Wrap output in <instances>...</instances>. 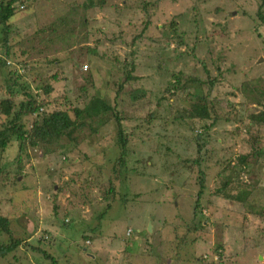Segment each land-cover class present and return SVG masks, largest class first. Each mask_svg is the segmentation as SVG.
Wrapping results in <instances>:
<instances>
[{
    "label": "rangeland",
    "instance_id": "rangeland-1",
    "mask_svg": "<svg viewBox=\"0 0 264 264\" xmlns=\"http://www.w3.org/2000/svg\"><path fill=\"white\" fill-rule=\"evenodd\" d=\"M25 1V8L0 26V41L6 37L15 52H25L17 57L20 63L10 59L0 68V99L11 90L20 94L26 83L37 101L46 102L42 110L69 112L97 93L116 105L122 84L117 110L134 134L124 147V169L116 163L122 151L115 145L114 121L96 135L80 131V144L68 160L27 148L21 175L13 161L16 146L0 149V216L10 219L13 235L25 238L0 264H264V156L255 175L215 180L229 161L252 152L251 139L264 150V126L249 125L248 119L264 109V100L261 106L245 104L242 91L259 81L264 95V23L257 15L262 1L104 0L97 5L100 0H93L97 3L88 9L82 8L87 0ZM77 6L74 32L62 45L42 47L37 38L42 30ZM68 21L56 26L57 34L69 30ZM171 21L185 34L183 45L156 41ZM144 28L145 38L132 43ZM130 64L137 79L124 83ZM13 70L22 76L19 83ZM172 72L214 81L212 89L202 88L219 111L209 131L203 127L211 121L186 122L194 130L171 123L192 100L186 92L170 105H157ZM86 73L93 87L84 82ZM47 84L48 97L41 90ZM22 99L15 96L16 106ZM150 114L159 119L148 127L142 119ZM34 119L24 121L25 127ZM6 123L0 109V130ZM200 132L207 152L202 151L204 192L195 211L201 174L193 165L198 155L192 136ZM6 241L0 230V242Z\"/></svg>",
    "mask_w": 264,
    "mask_h": 264
},
{
    "label": "trees",
    "instance_id": "trees-1",
    "mask_svg": "<svg viewBox=\"0 0 264 264\" xmlns=\"http://www.w3.org/2000/svg\"><path fill=\"white\" fill-rule=\"evenodd\" d=\"M0 0V26H6L8 21L20 12V8H25V0ZM104 0H100L97 5H102ZM258 6V16L259 20L264 23V15H262V9L264 6V0ZM97 3V2H96ZM93 0H87V4H81L83 9L91 8L96 4ZM69 8V11L63 15L58 17L54 22L48 25L47 29L42 30V33L37 38L40 40L42 47H46L51 44L62 45L63 39L68 37L71 33H73L74 25L77 21V16L79 15V6ZM144 13H146V8L143 9ZM55 19V18H54ZM68 21L69 30L61 33H56V26H61L66 20ZM81 20L82 27H86L87 19L82 16ZM76 27V26H75ZM146 27V26H145ZM9 33V30L5 31V35ZM160 35L156 40L158 43H164V45L172 44V42H178L177 46L183 45L184 42V33H179L177 29V22L171 21L169 26L163 25V27L159 30ZM145 28L140 32L137 36L134 37L132 43L136 40L145 38ZM88 35V34H87ZM154 45V44H153ZM0 68H6V63L8 60L13 59L15 64L20 63L17 59L18 55L24 57L25 52L19 51V53L15 52L14 46L9 45L7 42V38L4 37L0 41ZM24 47V45H18V47ZM41 49V48H40ZM39 49V51H40ZM187 55L188 53L185 52ZM168 61V60H167ZM123 68H126L127 63H122ZM8 67V66H7ZM88 67V66H87ZM167 68V67H166ZM134 69V65L130 64V70L124 72V83H127L130 80H136L135 76L131 75V71ZM11 75L15 76V84L20 82V78L22 77L18 71L13 70ZM54 79V78H53ZM84 82H86L89 87H93L92 76L89 74L83 75ZM214 81L203 82L200 79L193 77L190 74L183 73H173L169 76L168 83L163 88L162 96L159 98V102L157 105L161 104L162 101H165L168 105H170L169 101H171L174 97L178 98V95L186 94L189 95L192 100L188 102V106H182L181 111H177L171 120V123H175L177 127L186 128L194 130V125L197 121H211L209 126H204L203 129H207L209 131V127L214 126L219 119V111L215 107L213 100L210 98V94H205L203 91V87L208 86L212 89ZM254 85L243 86V94H246L244 103L253 102L254 104H258L261 106V100H264L263 91H258L263 87L259 86V81H254ZM22 92L18 94L16 91H10V96L8 98L0 99V109L1 113L7 118V123L0 130V149H6L7 147L16 146V151L14 153V162H18V171L17 175H21L22 167L19 165L20 158L22 155L26 154V149H38L41 150L44 155H61L65 160H68V155L71 151L75 150L77 145L80 143L79 133L87 130L90 134H98L99 130L111 122H115L116 128V142L115 145L120 148L122 151L120 156L116 159V163L119 168H125L124 160L126 153L124 152V147L126 143L131 139L134 132L132 129L127 128L125 125L126 118L121 115V113L117 110V96L121 94L122 84L119 85L118 90L115 92L116 96V105L114 103H107L105 97L102 95L92 94L89 95L87 102L84 104L82 108H72L69 110H54L47 111L42 110L45 106L46 102L37 101V95L32 94L29 89V85L26 83L21 84ZM259 86V88H258ZM190 87L193 90V93L190 92ZM249 87V89H247ZM42 91L49 96L51 93V86L49 84L44 85L41 88ZM83 93H87V88H83L81 90ZM128 92H124V94H128ZM16 95H21L23 99L17 104L14 102V98ZM252 103V104H253ZM251 104V103H250ZM263 105V104H262ZM264 106V105H263ZM42 110V112H40ZM73 116H70V114ZM36 115L37 119L31 124L30 128H26V120L29 117ZM168 118V117H165ZM163 118V119H165ZM158 117L155 114H150L146 116L142 121L147 124V126L151 127L153 122L158 121ZM248 119L250 121L249 125H257L264 126V109L259 113H250L248 115ZM139 120V119H135ZM226 120H228L226 118ZM140 121V120H139ZM163 121V120H162ZM186 122H192L194 125L190 127ZM186 123V124H185ZM173 124V125H175ZM202 126V125H201ZM202 132L196 134L194 133L192 136V140L196 144L198 159L193 162V165L198 168L201 176L197 179L200 189L197 192L195 202L196 211L199 207V203L201 201L203 192H204V179L205 174L201 171L202 168V160L201 156L204 155L202 151L205 152L206 145L202 139ZM84 137V136H83ZM201 137V140L199 139ZM251 153L249 154H239L234 158L233 161H229V166H223L222 170L218 172L215 176V180L217 182L223 179H232L236 177L239 179L240 173L246 174H254L255 175V165L257 164L258 158H262L264 156V150L257 148V143L259 140L253 138L251 139ZM207 152V151H206ZM205 152V153H206ZM251 158L253 162L249 160ZM64 160V161H65ZM231 164V165H230ZM4 168V167H3ZM2 170V169H1ZM227 183V182H226ZM110 193H113L114 190L110 186ZM220 190H218L219 193ZM217 193V195H219ZM12 222L7 217L0 216V230L6 234L7 241L4 243L0 242V259H6L12 253H15L21 244H24L22 237H18L13 235L12 233ZM132 233V231H129ZM90 243L89 240L87 244ZM28 246V244L26 245ZM32 248V247H30ZM33 249V248H32ZM220 249H222L220 247ZM39 250V249H37ZM40 251V250H39Z\"/></svg>",
    "mask_w": 264,
    "mask_h": 264
},
{
    "label": "clouds",
    "instance_id": "clouds-1",
    "mask_svg": "<svg viewBox=\"0 0 264 264\" xmlns=\"http://www.w3.org/2000/svg\"><path fill=\"white\" fill-rule=\"evenodd\" d=\"M84 67H86L85 69H87V66H84Z\"/></svg>",
    "mask_w": 264,
    "mask_h": 264
},
{
    "label": "crops",
    "instance_id": "crops-1",
    "mask_svg": "<svg viewBox=\"0 0 264 264\" xmlns=\"http://www.w3.org/2000/svg\"><path fill=\"white\" fill-rule=\"evenodd\" d=\"M88 244H90V243H88Z\"/></svg>",
    "mask_w": 264,
    "mask_h": 264
},
{
    "label": "built area",
    "instance_id": "built-area-1",
    "mask_svg": "<svg viewBox=\"0 0 264 264\" xmlns=\"http://www.w3.org/2000/svg\"><path fill=\"white\" fill-rule=\"evenodd\" d=\"M130 231V230H129Z\"/></svg>",
    "mask_w": 264,
    "mask_h": 264
}]
</instances>
